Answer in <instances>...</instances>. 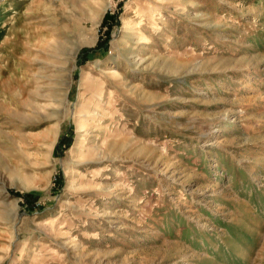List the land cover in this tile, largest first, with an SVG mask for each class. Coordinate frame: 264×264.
Returning a JSON list of instances; mask_svg holds the SVG:
<instances>
[{
	"label": "rangeland",
	"instance_id": "obj_1",
	"mask_svg": "<svg viewBox=\"0 0 264 264\" xmlns=\"http://www.w3.org/2000/svg\"><path fill=\"white\" fill-rule=\"evenodd\" d=\"M0 264H264V0H0Z\"/></svg>",
	"mask_w": 264,
	"mask_h": 264
},
{
	"label": "bare ground",
	"instance_id": "obj_2",
	"mask_svg": "<svg viewBox=\"0 0 264 264\" xmlns=\"http://www.w3.org/2000/svg\"><path fill=\"white\" fill-rule=\"evenodd\" d=\"M245 86H246V84H245ZM100 98H101V93H98L96 99L99 100ZM84 142H85V137L83 136L81 141H80V144H79L80 148H82V146L84 145Z\"/></svg>",
	"mask_w": 264,
	"mask_h": 264
}]
</instances>
